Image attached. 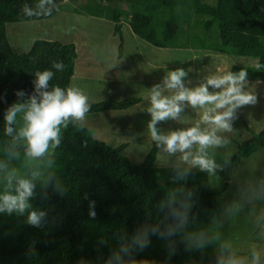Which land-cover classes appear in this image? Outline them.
Segmentation results:
<instances>
[{"label": "trees", "instance_id": "1", "mask_svg": "<svg viewBox=\"0 0 264 264\" xmlns=\"http://www.w3.org/2000/svg\"><path fill=\"white\" fill-rule=\"evenodd\" d=\"M63 1L55 0L59 10ZM37 2L0 0V164L7 165V169H0V194L7 189L8 171L15 169L18 177L26 179L38 173L29 201L32 207L22 215L0 212V264H108L109 260L120 264L115 259L117 253L123 264H217L221 215L218 193L206 171L156 167L160 148L155 142L142 164L133 165L123 154L126 144L113 147L99 141L92 130L74 121L66 129L61 127L60 145L35 160L25 156L24 141L13 142L12 136L5 134V112L17 101V91L29 95L34 91L36 71L62 61L64 71L56 72L50 82V86L62 88L71 87L75 75V44L37 39L27 53L12 48L7 24L41 21L59 11L45 5L52 7L51 15L26 16L25 4L35 8ZM182 2L198 17L184 40L178 13ZM74 12L111 21L121 41L120 55L122 29L128 23L136 36L159 49L202 50L255 59L261 68L234 65L231 71L245 68L249 81L264 82V0H215L213 4L204 0H86ZM140 102L135 98L91 104L87 116L128 110ZM263 149L264 130L239 143L229 162L238 167ZM185 170L187 175H183ZM14 187L15 181L8 190L14 191ZM229 188L226 182L222 191ZM32 210L45 212L39 226L27 222ZM185 211L186 223L180 225L176 213ZM145 228L149 244L141 250L132 240ZM201 233L206 241L202 248L196 246ZM124 246L129 247L128 253L120 251Z\"/></svg>", "mask_w": 264, "mask_h": 264}, {"label": "rangeland", "instance_id": "2", "mask_svg": "<svg viewBox=\"0 0 264 264\" xmlns=\"http://www.w3.org/2000/svg\"><path fill=\"white\" fill-rule=\"evenodd\" d=\"M204 1L213 4L215 0ZM85 2L64 0L61 9L52 18L7 24V36L17 53H27L37 39L75 44L79 57L71 87L82 89L91 104L141 99L139 104L128 110L87 116L84 122V126L92 130L99 141L113 147L126 144L123 154L133 165L142 164L154 143L148 132L151 119L146 111L149 106L146 99L148 89L161 82L168 71L191 69L186 83L190 80L189 86L194 87L204 76L216 72L218 68L226 72L231 71L234 65H257L255 59L211 51L159 49L136 36L128 23L122 29L124 44L123 54L120 55L121 41L114 34L111 21L74 12ZM178 13L183 23L180 35L184 40L198 17L185 2L181 3ZM249 87L257 94L258 102L237 110V119L233 121L231 132L217 133L229 143L207 149L208 158L213 159L218 167L214 172H206L213 190L218 193L216 203L221 215L222 237L220 256L234 254L246 264H251L255 250L259 253V264H264V149L244 160L238 167L229 162L237 152L239 143L249 140L253 133L264 130V82L249 81ZM198 120L197 112L189 107L180 121L159 122L157 127L162 132L186 129L194 126ZM197 148L193 146V154ZM155 166L190 167L181 160V153L168 154L163 148L159 149ZM226 182H229L230 188L223 192Z\"/></svg>", "mask_w": 264, "mask_h": 264}, {"label": "clouds", "instance_id": "3", "mask_svg": "<svg viewBox=\"0 0 264 264\" xmlns=\"http://www.w3.org/2000/svg\"><path fill=\"white\" fill-rule=\"evenodd\" d=\"M53 5L58 11L55 0H38L35 8L25 4L23 13L26 16L51 15ZM259 69L262 66L257 64ZM55 69V71H53ZM65 65L62 61H53L51 68L34 73V91L29 95L23 90L16 92L17 101L10 105L4 116L5 134L12 136L13 142L24 141L25 156L30 159H38L49 154L61 143V127L67 128L70 122H76L84 127L87 114L91 109L88 95L79 87L62 88L59 85L50 86L56 72H62ZM189 70L177 68L170 70L162 78L161 82L148 89L146 99L149 106L146 108L151 119L148 123V132L157 148H163L168 154L181 153V160L190 167H198L201 171L214 172L218 165L213 159L208 158L207 149L210 147H222L229 141L218 135V132H231L233 121L237 119V110L249 105H255L258 97L255 91L250 90L248 71L245 68L238 72H222L217 69L209 73L194 87L189 86L191 81L186 79ZM27 97V98H25ZM191 108L199 115L198 122L186 129L170 130L162 132L157 125L163 121H180L187 108ZM17 126V127H14ZM206 125L207 127H201ZM15 133V135H13ZM193 146H198L193 154ZM18 157L19 153H15ZM51 163V161H49ZM0 169H7L6 164H0ZM38 173H33V179ZM187 175V170L183 173ZM7 189L0 194V212L9 214L16 212L24 214L32 205L30 199L34 195L35 183L33 179L20 178L16 170L7 172L5 177ZM14 191L8 189L13 188ZM94 206V202H93ZM93 217L94 211L90 212ZM45 212L32 210L29 212L27 222L33 226H39ZM179 217L180 225L186 223V211ZM156 231L155 228L152 229ZM206 241L201 233L197 237L196 246L204 247ZM132 244L141 250L148 246V229L135 235ZM128 253L129 247L124 246L120 250ZM115 259L123 264L120 253ZM259 253L253 250L251 264H259ZM108 264H112L109 260ZM217 264H246L243 259L236 258L234 254L218 258Z\"/></svg>", "mask_w": 264, "mask_h": 264}, {"label": "crops", "instance_id": "4", "mask_svg": "<svg viewBox=\"0 0 264 264\" xmlns=\"http://www.w3.org/2000/svg\"><path fill=\"white\" fill-rule=\"evenodd\" d=\"M123 54V53H122ZM79 57V56H78ZM78 59V58H77ZM77 62V61H76ZM76 68V67H75ZM75 72H76V69H75ZM75 76V75H74Z\"/></svg>", "mask_w": 264, "mask_h": 264}]
</instances>
